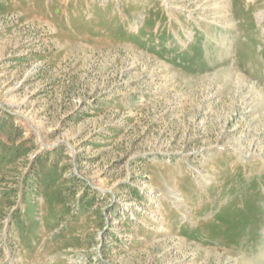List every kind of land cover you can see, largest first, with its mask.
Here are the masks:
<instances>
[{
	"label": "rangeland",
	"instance_id": "374dc122",
	"mask_svg": "<svg viewBox=\"0 0 264 264\" xmlns=\"http://www.w3.org/2000/svg\"><path fill=\"white\" fill-rule=\"evenodd\" d=\"M0 264H264V0H0Z\"/></svg>",
	"mask_w": 264,
	"mask_h": 264
}]
</instances>
